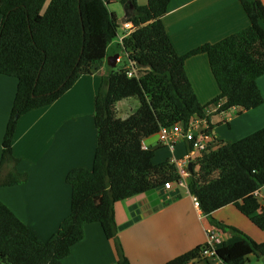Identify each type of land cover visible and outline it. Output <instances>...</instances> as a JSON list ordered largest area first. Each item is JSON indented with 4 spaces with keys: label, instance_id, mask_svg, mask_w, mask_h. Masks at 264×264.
Returning <instances> with one entry per match:
<instances>
[{
    "label": "trees",
    "instance_id": "obj_1",
    "mask_svg": "<svg viewBox=\"0 0 264 264\" xmlns=\"http://www.w3.org/2000/svg\"><path fill=\"white\" fill-rule=\"evenodd\" d=\"M112 1L51 0L45 7L46 0H0V74L18 80L3 139L0 187L28 180V174L18 170L20 159L13 151L20 117L59 100L107 57L120 28L118 15L109 7ZM138 1L121 0L134 7L128 21L136 29L120 46L128 65L103 77L94 104L98 139L93 166L76 167L66 178L72 187L70 214L44 241L0 200L4 264H64L72 247L83 239L87 223L100 224L106 238L114 240L117 264H130L118 238L115 204L180 180L177 165L170 158L156 163V148H143V141L158 135L164 126L189 122L194 115L208 118L213 130L206 110L214 103L222 102L216 114L238 107L255 109L264 103L258 85L264 77L261 0H240L250 21L247 28L187 55L177 53L163 22L171 0H147L144 5ZM197 54L208 56L219 89L206 104L185 69L186 60ZM132 70L135 74L129 76ZM129 97H137L140 106L121 118L116 104ZM190 164L188 187L209 225L237 238L217 247L215 264H248L251 256L264 260V242L214 217L215 211L233 205L264 231V206L256 195L264 188V126L237 141L218 139ZM207 247V243L197 246L165 264H190L202 259Z\"/></svg>",
    "mask_w": 264,
    "mask_h": 264
},
{
    "label": "crops",
    "instance_id": "obj_2",
    "mask_svg": "<svg viewBox=\"0 0 264 264\" xmlns=\"http://www.w3.org/2000/svg\"><path fill=\"white\" fill-rule=\"evenodd\" d=\"M50 1L46 0L45 7ZM138 2L144 5L147 0ZM111 11L119 19L125 15V11L121 17L115 10ZM2 18L0 13V25ZM163 22L180 55H187L203 44L216 43L250 24L240 0H171ZM113 42L108 46L107 57L118 53L116 48L111 51ZM107 57L97 65L94 73L80 78L59 100L23 115L18 121L13 151L20 159L18 170L27 173L28 180L0 187V200L44 241L58 231L71 212L72 187L66 179L68 172L76 167L93 166L98 139L95 98L103 77L114 70ZM120 57L117 64L123 60L121 54ZM185 69L202 104L218 95L219 89L206 54L189 57ZM258 85L264 96V78L258 79ZM17 88L16 77L0 74V157ZM226 113L229 112L210 115L217 140L237 141L264 126V103L255 109L243 110L242 116L225 117L228 128L218 131L217 126L223 125ZM143 142L149 148H156V154L166 149L170 151L159 144L158 135ZM187 153L197 157L190 152L189 145L178 144L170 159H181ZM261 202L264 206L263 199ZM214 217L239 228L255 241L264 242V231L233 205L215 211ZM115 218L118 238L130 264H165L207 243V232L212 228L208 218L194 204L188 178L183 184L174 183L170 188L162 186L117 202ZM218 232L217 247L237 240L231 232ZM254 259L250 257L249 263L260 264L263 260L255 256ZM118 261L114 240L106 238L100 224L87 223L83 239L72 247L64 264H117ZM0 264H4L1 258ZM190 264H207V261L202 258Z\"/></svg>",
    "mask_w": 264,
    "mask_h": 264
},
{
    "label": "built area",
    "instance_id": "obj_3",
    "mask_svg": "<svg viewBox=\"0 0 264 264\" xmlns=\"http://www.w3.org/2000/svg\"><path fill=\"white\" fill-rule=\"evenodd\" d=\"M122 33H118V39L120 46L124 45V40L135 31L136 27L131 21L120 23ZM120 55L117 58V61L120 62ZM135 71H129V76H133ZM222 105V102L214 103V105L207 110V115L211 113L216 114L219 112V109ZM222 114V113H218ZM159 144L167 147L172 153L175 152V149L178 144L186 143L191 146L190 152L199 156L204 151H207L210 147H213L217 144V140L213 135V130L210 129V124L208 118L199 117L194 115L189 122L182 123L177 122L170 126H164L161 128L159 134ZM143 148L148 149V145L144 142ZM194 158L191 154H186L185 157L181 159L173 158L171 159L178 169L180 180L177 184H183L186 179L189 177V164ZM174 183L168 182L165 184V187L170 188ZM256 195L262 200H264V191L262 189L256 191ZM193 201L196 207H199V200L197 197L193 196ZM208 237V247L202 252V257L209 260L212 264L218 263L216 258V249L219 240V232L217 229L210 228L207 232Z\"/></svg>",
    "mask_w": 264,
    "mask_h": 264
},
{
    "label": "rangeland",
    "instance_id": "obj_4",
    "mask_svg": "<svg viewBox=\"0 0 264 264\" xmlns=\"http://www.w3.org/2000/svg\"><path fill=\"white\" fill-rule=\"evenodd\" d=\"M127 3H125L126 5ZM112 10H115L118 14H120V17L124 14V11H125V7H124V4L121 2V0H113L112 3L110 4L109 6ZM119 34L122 33V30H121V27L119 28ZM119 42V39L118 37L114 40V46L111 45L112 50H114L116 48V50H118V53H120L123 57V60L121 63H118L115 67H114V70H119L123 67H125V65L127 66L128 65V60L126 59L124 53L122 51H120V42H119V46L117 47V43ZM264 78V77H262ZM263 94V93H262ZM140 106V101L137 97H129V98H125L119 102H117L116 104V108H117V111H118V116L121 117V118H127L128 116H130L131 114L135 113L137 111V109L139 108ZM229 113L225 114L223 119H224V122H222L223 125H218L217 126V130L218 131H221L222 129L223 130H227L228 128V124L227 122H225L226 118L228 119L229 117H232V116H235V118L238 116H242V113H243V110L241 108H236V109H233V110H229L228 111ZM214 114V113H211V115ZM221 115V114H220ZM226 117V118H225ZM220 118V117H219ZM218 119V118H217ZM264 121V120H263ZM262 121V122H263ZM220 134V132H219ZM171 151H168L167 149L166 150H163V151H160L158 152V154H156V157H155V161L160 163L166 159H169L170 157L173 156L172 153H170ZM178 155V154H177ZM252 259H254V256H251ZM255 260V259H254ZM255 262V261H253ZM248 264H253V263H249ZM260 264H264V261L262 260L260 262Z\"/></svg>",
    "mask_w": 264,
    "mask_h": 264
},
{
    "label": "water",
    "instance_id": "obj_5",
    "mask_svg": "<svg viewBox=\"0 0 264 264\" xmlns=\"http://www.w3.org/2000/svg\"><path fill=\"white\" fill-rule=\"evenodd\" d=\"M133 6L131 3H127L125 5V15L118 19V23H124L127 22L133 15ZM120 53H116L113 56H109L107 57L108 63L110 64V66L115 67L117 65V58L119 57ZM189 169H191V164H189Z\"/></svg>",
    "mask_w": 264,
    "mask_h": 264
}]
</instances>
